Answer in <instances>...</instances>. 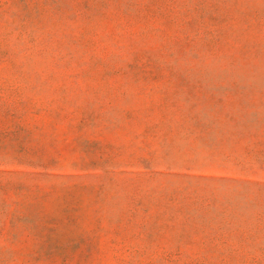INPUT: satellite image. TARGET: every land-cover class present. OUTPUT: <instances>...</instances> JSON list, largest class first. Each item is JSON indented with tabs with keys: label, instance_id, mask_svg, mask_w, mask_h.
<instances>
[{
	"label": "rangeland",
	"instance_id": "obj_1",
	"mask_svg": "<svg viewBox=\"0 0 264 264\" xmlns=\"http://www.w3.org/2000/svg\"><path fill=\"white\" fill-rule=\"evenodd\" d=\"M0 264H264V0H0Z\"/></svg>",
	"mask_w": 264,
	"mask_h": 264
}]
</instances>
